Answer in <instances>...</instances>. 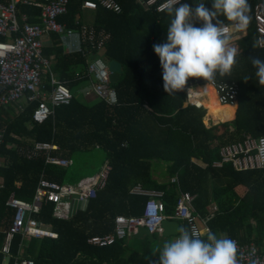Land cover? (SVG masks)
I'll return each mask as SVG.
<instances>
[{
	"label": "trees",
	"instance_id": "16d2710c",
	"mask_svg": "<svg viewBox=\"0 0 264 264\" xmlns=\"http://www.w3.org/2000/svg\"><path fill=\"white\" fill-rule=\"evenodd\" d=\"M83 1L68 0L66 12L57 20L76 31L82 25L92 27L96 35L103 31L107 38L102 49L96 40L85 41L82 51L69 53L53 33L52 44L43 47V54L54 56L51 71L71 90L88 80L87 65L95 56L106 62L118 61L121 72L117 81L110 83L117 102L111 105L98 99L87 103L73 92L70 102L55 107L53 115L42 123L31 119L36 102L13 116L0 115V129L4 131L0 142V249L14 213L6 205L9 195L31 201L41 177L74 184L84 178L77 176L83 168L96 167L94 175L108 160L110 169L104 187L71 217L55 218L53 203H42L32 217L55 231L57 237L14 235L9 263L26 257L34 264H158L159 248L151 245L156 233L153 241L139 238V246L127 241L133 236L106 246L88 242L94 235L112 234L115 216L143 213L147 196L131 192L137 184L163 191L165 215H172L179 190L195 194L193 206L200 217L209 216L205 221L208 230L241 242L254 241L264 250V169L237 171L230 162L213 165L220 159L221 146L241 139L243 134L264 135V85L256 82L250 63L253 56L264 59V47L256 42L253 15L254 4L264 0H248L251 19L246 33L232 40L237 56L230 73L209 81L201 77L186 81L237 85L235 106L219 107L229 112L230 118L208 126L203 121L205 108L185 105L184 89L173 95L163 89L153 44L166 38L169 14L144 9L137 0H116L121 8L118 13L101 7L83 9ZM185 2L194 6L192 0H181ZM204 2L211 8V0ZM18 10L28 14L29 22L38 21L39 8L19 5ZM193 23L199 26L201 22ZM43 78L48 85L49 73ZM4 89L0 85V93ZM34 142L56 144L57 149L50 153L70 159L71 164L63 167L46 163L42 154L28 158L20 148L31 147ZM192 158L201 160L204 166ZM159 166L164 168L162 176L169 179L158 181L153 177V169ZM172 177L176 181H171ZM212 204L215 209L211 211ZM181 229L188 230L184 223ZM3 258L0 251V264Z\"/></svg>",
	"mask_w": 264,
	"mask_h": 264
},
{
	"label": "built area",
	"instance_id": "2783aa9c",
	"mask_svg": "<svg viewBox=\"0 0 264 264\" xmlns=\"http://www.w3.org/2000/svg\"><path fill=\"white\" fill-rule=\"evenodd\" d=\"M144 9L153 8L157 12L165 10L170 0H137ZM19 5H28L39 8L38 21L29 22L28 14L19 13ZM68 0H0V85L5 89L0 93V110L20 99H25L26 104L36 102L33 108L32 122L42 123L53 115L55 107L68 104L73 96V91L63 82L52 75L49 83H45L43 73L51 70V58L43 54V37L50 33L59 36L63 49L66 52L82 51L83 43L97 41L99 48L107 34L99 32L88 25H82L80 30L67 28L58 22L57 17L67 10ZM83 9L94 10L101 7L115 13L121 8L116 0H84ZM256 42L259 47H264V2L259 1L253 6ZM88 86L84 94L94 93L100 100L108 104L117 102L115 89L110 85L108 62L100 56L92 58L87 65ZM198 83V82H196ZM195 84L189 81L184 87L185 105L190 104L202 107L196 101ZM217 98L222 104L233 105L236 102L238 89L234 83L219 82L213 84ZM24 107H20L18 112ZM3 129H0V142L3 139ZM57 149V145L50 142H34L31 147L20 148L30 158L42 154L45 162L66 167L71 160L57 155H52L50 150ZM220 159L213 162L220 167L225 162H230L237 171L249 169H264V135L253 137L243 134L242 138L225 144L219 150ZM110 169L108 160H105L100 170L88 177L81 178L78 182L58 183L41 177L35 188L31 201L19 199L10 195L6 205L14 210L11 223L5 230V237L0 251L4 258L1 264L9 263L11 241L16 234L33 237L56 238L57 233L44 225L32 215L38 213L40 206L45 202L53 203L52 215L55 218L67 219L77 209L103 188ZM171 181H176L172 178ZM131 192L145 195L143 213L140 216L117 215L114 218V232L107 235H94L88 242L97 246L112 244L115 240L130 237L139 226H144L150 233L162 234V220L174 219L184 223L190 233L200 237L208 230L205 221L209 216L202 218L195 211L193 201L195 194L180 191L172 215L164 214L162 190L145 189L139 184ZM215 207L212 208V210ZM211 210V211H212ZM177 236H175L176 238ZM237 244L238 264H264V250L260 249L254 241L241 242L232 238ZM12 264H34L33 260L26 257H17Z\"/></svg>",
	"mask_w": 264,
	"mask_h": 264
},
{
	"label": "clouds",
	"instance_id": "9594fccd",
	"mask_svg": "<svg viewBox=\"0 0 264 264\" xmlns=\"http://www.w3.org/2000/svg\"><path fill=\"white\" fill-rule=\"evenodd\" d=\"M192 3L194 6L170 0L165 8L170 16L166 38L153 44L162 70V86L168 95L184 89L189 77L209 81L230 73L237 56L232 36L244 31L251 19L248 0H211V8L205 7L204 0ZM194 20L201 22L199 26ZM250 63L256 82L264 85V59L253 56ZM178 232L159 250L158 264H238L234 239L211 230L203 233L204 239L186 229Z\"/></svg>",
	"mask_w": 264,
	"mask_h": 264
},
{
	"label": "crops",
	"instance_id": "0c3cea01",
	"mask_svg": "<svg viewBox=\"0 0 264 264\" xmlns=\"http://www.w3.org/2000/svg\"><path fill=\"white\" fill-rule=\"evenodd\" d=\"M52 34L53 33H50L49 35H46V36H44L43 37V42H44V46L43 47H45V46H49V45H51L52 44ZM54 34H56V33H54ZM57 35V34H56ZM58 36V35H57ZM58 38H59V36H58ZM59 42H60V39H59ZM60 44H61V42H60ZM61 46H62V44H61ZM63 48V47H62ZM102 49V48H101ZM98 56V55H97ZM49 58H51V60H52V63L55 61L54 60V56H49ZM52 66V65H51ZM45 73H49V75H50V77H51V75L54 77V78H56L57 79V77H56V75L53 73V71H51L50 70V72L49 71H45L43 74H45ZM43 77H44V75H43ZM58 80V79H57ZM46 83V82H45ZM208 84H211V83H204V84H200L199 86H201V85H206L207 87H208ZM212 86H214L213 84H211ZM85 86H88V84H87V81L86 82H84V83H82V84H80V86H78V87H75L72 91L73 92H75V94L77 95V91L79 90L80 91V93H81V95H82V97H81V100H83V101H85V102H87V103H91V102H95L96 100H98V98L96 97V95L94 94V93H87V94H84V92H83V90L84 89H86L85 88ZM26 100L25 99H20V100H18V101H16L15 103H12V104H10V105H8L7 107H4V108H2L1 110H0V115H2V117H4V118H6L8 115L9 116H13L14 114H17V113H19L18 112V110H19V108L20 107H25L26 105ZM234 105V104H233ZM24 109V108H23ZM221 111V110H220ZM7 113V114H6ZM210 114V113H209ZM7 115V116H6ZM208 115V114H207ZM234 115H235V109H234V113H233V118H234ZM232 118V119H233ZM203 119H204V117H203ZM231 120V119H230ZM220 122V121H219ZM216 123V122H215ZM209 124H211V123H209ZM209 124H207V126L209 125ZM194 161H196V162H198L199 164H201V165H203L204 166V163H202V161L201 160H199V159H196V158H192ZM2 157H0V163L2 162ZM162 170H164V168L163 167H157V168H155V169H153V177L155 178V179H157L158 181H163V180H166V179H169L167 176H162ZM172 178H174V177H172ZM172 178H170V180L172 179ZM1 182H2V178H1V176H0V184H1ZM12 195V194H11ZM10 196V195H9ZM213 207H215L213 204L209 207V210H212L211 208H213ZM179 224H180V229H181V223L179 222ZM175 236H178V235H175ZM174 239H175V237H174ZM3 261V260H2Z\"/></svg>",
	"mask_w": 264,
	"mask_h": 264
},
{
	"label": "water",
	"instance_id": "95a60500",
	"mask_svg": "<svg viewBox=\"0 0 264 264\" xmlns=\"http://www.w3.org/2000/svg\"><path fill=\"white\" fill-rule=\"evenodd\" d=\"M109 80L110 82H116L121 72V64L116 60H110L108 62ZM219 122V121H218ZM217 123V122H216ZM162 236H175L178 235V229L180 224L177 220L165 218L162 220ZM134 238L146 237L149 241L154 240V236L144 226H139L137 231L132 235Z\"/></svg>",
	"mask_w": 264,
	"mask_h": 264
},
{
	"label": "bare ground",
	"instance_id": "6f19581e",
	"mask_svg": "<svg viewBox=\"0 0 264 264\" xmlns=\"http://www.w3.org/2000/svg\"><path fill=\"white\" fill-rule=\"evenodd\" d=\"M200 84L195 86V96L196 101L198 104L203 106L204 108H208L211 110V113L215 114L216 117L214 118L215 122L218 121H225L230 118V113L227 111H220L219 107L221 106H228V107H234L235 105H228V104H222L217 98L216 91L214 86L211 84H208V87L206 85ZM211 106H215L212 107ZM211 107V108H210ZM218 107V108H217Z\"/></svg>",
	"mask_w": 264,
	"mask_h": 264
},
{
	"label": "rangeland",
	"instance_id": "374dc122",
	"mask_svg": "<svg viewBox=\"0 0 264 264\" xmlns=\"http://www.w3.org/2000/svg\"><path fill=\"white\" fill-rule=\"evenodd\" d=\"M89 19V18H88ZM246 33V29L244 30V31H242V32H237V33H234L233 34V36H232V40L233 39H236V38H239V37H241L242 35H244ZM195 85L194 86H196V85H198V84H200V83H194ZM216 91V90H215ZM216 95H217V93H216ZM77 96L79 97V99H81V97H82V95H81V93H80V91L78 90L77 91ZM203 107V106H202ZM212 107V109H213V107H215V106H211ZM210 107V108H211ZM204 108V107H203ZM218 108V107H217ZM206 109V113H205V116H204V119H203V121H204V123L207 125V124H209V123H215V121H214V118L216 117V115L215 114H213V113H211V110L210 109H208L207 107L205 108ZM210 113V114H209ZM208 114V115H207ZM91 158V157H90ZM95 170H97V168L95 167V168H89V167H87V168H83L81 171H79L78 173H77V176H80V175H82V176H91L93 173H94V171ZM99 171V170H98ZM97 171V172H98ZM96 172V173H97ZM212 209V208H211ZM180 223H182V222H180ZM156 236V238H155V240L152 242V247H158L159 248V250L162 248V246H163V244L165 243V242H170V241H172V240H174V237L175 236H167V237H164V236H162V235H159L158 233H156L155 234ZM127 241L129 242V243H131V244H133V245H135V246H139L140 244H141V239H139V238H133V237H131V238H128L127 239Z\"/></svg>",
	"mask_w": 264,
	"mask_h": 264
}]
</instances>
